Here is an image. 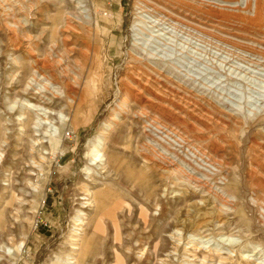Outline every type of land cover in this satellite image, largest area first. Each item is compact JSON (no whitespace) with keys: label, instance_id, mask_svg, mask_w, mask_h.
I'll list each match as a JSON object with an SVG mask.
<instances>
[{"label":"rangeland","instance_id":"1","mask_svg":"<svg viewBox=\"0 0 264 264\" xmlns=\"http://www.w3.org/2000/svg\"><path fill=\"white\" fill-rule=\"evenodd\" d=\"M69 263L264 264V0H0V264Z\"/></svg>","mask_w":264,"mask_h":264},{"label":"built area","instance_id":"2","mask_svg":"<svg viewBox=\"0 0 264 264\" xmlns=\"http://www.w3.org/2000/svg\"><path fill=\"white\" fill-rule=\"evenodd\" d=\"M143 128L151 145L164 159L170 163L180 165L187 174L198 178L201 183L207 184L205 166L208 168L209 163H206L205 157L199 149L192 152L191 147H188L187 141L183 139L177 130L153 117H144ZM177 142H182V145L180 144V147L183 146L182 152L174 148V143ZM186 151H188L187 154ZM203 162L205 163L204 165Z\"/></svg>","mask_w":264,"mask_h":264},{"label":"bare ground","instance_id":"3","mask_svg":"<svg viewBox=\"0 0 264 264\" xmlns=\"http://www.w3.org/2000/svg\"><path fill=\"white\" fill-rule=\"evenodd\" d=\"M51 76L47 72L46 64L43 63L39 66H36L35 71L33 73V78L31 79L30 84L28 85V89L36 90V95H41L43 92L47 91L51 86V83L48 78ZM51 136V134L49 135ZM99 144V143H98ZM102 156L98 151V146H95L94 149V159L95 161H99ZM85 223V222H84ZM80 222V224H84ZM72 264V263H69Z\"/></svg>","mask_w":264,"mask_h":264}]
</instances>
